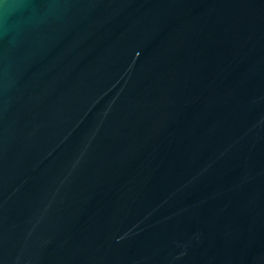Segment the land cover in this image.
<instances>
[{"label": "water", "instance_id": "water-1", "mask_svg": "<svg viewBox=\"0 0 264 264\" xmlns=\"http://www.w3.org/2000/svg\"><path fill=\"white\" fill-rule=\"evenodd\" d=\"M0 264H264V0H0Z\"/></svg>", "mask_w": 264, "mask_h": 264}]
</instances>
